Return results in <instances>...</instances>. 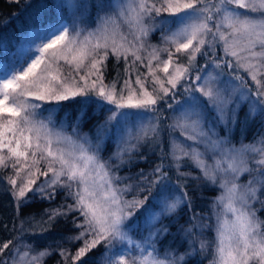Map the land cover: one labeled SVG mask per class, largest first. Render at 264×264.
I'll return each instance as SVG.
<instances>
[{
    "label": "snow or ice",
    "instance_id": "obj_1",
    "mask_svg": "<svg viewBox=\"0 0 264 264\" xmlns=\"http://www.w3.org/2000/svg\"><path fill=\"white\" fill-rule=\"evenodd\" d=\"M52 9L55 19L39 17L14 61L0 70V169H12L13 174L4 179L16 213L32 198L54 200L58 191L72 202L45 209L47 219L35 222L36 231L25 229L21 222L20 237L0 244V264H44L54 252L64 264L69 258L75 264L101 243L107 264H195L189 259L194 256L202 264L210 247L209 264H264V220L258 216L264 211V136L258 134L249 143L243 139L257 116L264 125V0H53ZM92 9L96 10L95 27H81ZM156 30L174 51L147 45ZM218 44L223 52L219 58ZM141 52L147 53L146 64ZM161 52L167 59L161 60ZM176 53L183 54L187 63L174 59ZM110 54L117 62L125 61L128 78L119 89L118 79L104 83ZM198 55L205 64L196 67ZM60 61L71 66L75 75H65ZM137 61L147 74L144 79L136 75L133 87L129 69ZM241 70L255 91L239 75ZM149 77L152 91L145 86ZM177 89L183 90L184 103L165 106L179 113L168 128L179 131L180 139L170 138L164 152L159 105L174 100ZM64 102L77 105L78 115L73 124L62 122L56 128L51 116ZM92 104L97 105L92 115L101 110L109 113L96 126L95 141L79 131ZM44 105L50 114L47 123L34 119ZM245 106L248 111L241 120ZM65 127H71V133ZM117 127L124 135L105 161L100 153ZM238 127L239 146L232 140ZM132 128H138L136 135ZM220 129L225 135H220ZM141 143L159 147L161 162L148 174L141 171L134 185L124 183L131 178L117 172L132 163L131 154ZM165 160L170 163L166 165ZM42 162L44 171L39 167ZM188 166H194L199 175L181 171ZM165 168L175 170L176 181ZM37 173L45 180L33 188L36 179L32 177L38 178ZM244 176L248 179L241 183ZM189 179L220 189L211 204V216L193 211L194 201L186 187ZM200 187L197 183L193 191ZM133 190L137 195L126 199L125 194ZM140 193L146 194L141 198ZM185 210L188 222L176 231L189 250L177 254L169 248L161 253L158 244L173 235L171 229ZM69 215L79 234L67 239L83 241L74 255L52 244L37 251L33 244L22 242L26 232L43 235ZM213 217L214 225L208 223ZM213 228L215 239L210 242L204 233ZM133 233L141 239L135 240Z\"/></svg>",
    "mask_w": 264,
    "mask_h": 264
},
{
    "label": "trees",
    "instance_id": "obj_2",
    "mask_svg": "<svg viewBox=\"0 0 264 264\" xmlns=\"http://www.w3.org/2000/svg\"><path fill=\"white\" fill-rule=\"evenodd\" d=\"M89 2H91V0H89ZM52 4L53 0H20L19 4L13 3L11 0H0V61L7 59L8 56L13 54L19 41L30 33L39 17L43 16L46 21L49 19H55ZM93 10L94 9L91 11ZM221 56H223V52L218 44L216 48V57L219 58ZM178 57H182L184 64L187 63L184 55H179ZM201 60H203L202 57L198 55L195 61L196 67L202 62ZM129 64H131V59H129ZM226 71L231 70L226 69ZM129 72L131 73V78H133L136 72V70L133 69V65H131ZM193 73H195V67L193 68ZM242 76L246 77L249 87L255 91V87L248 79V76H246V74H242ZM127 78L128 76L125 74V61L121 59L117 62L116 58L110 54L106 61V68L104 69L105 83L110 84L113 80L118 79L120 82L117 84V88L119 89L123 80ZM64 104L65 106L63 108L55 112L56 117L65 121V114L68 113V118L65 122L73 124L76 116L78 115V106L71 102H64ZM165 104L173 105L175 103L173 99H168L165 103H161V105H159L161 109L159 113L161 116L160 126L163 129L160 133V140L162 142L164 152H167L169 139L177 136L179 132L172 131L168 128V125L173 124L174 111L167 109ZM96 107V104H92L88 108L87 116L80 126V130L86 132L93 138L96 137V126L103 123L106 113V110H101L98 115H92V112L96 109ZM247 111V106L240 111L241 120H243ZM221 133H224V131L222 130ZM258 134L264 136V125L261 123L260 116H257L243 132L244 142L253 141L254 137ZM241 138L242 133L238 127L232 136V139L234 141H240ZM105 151L109 153V156L112 151H114L112 134L110 135V139H108L105 143ZM161 155L162 153L160 148L154 143H141L138 150L131 154L132 163L121 167L118 170V175L120 177L131 178L127 179V183L129 182V184L134 185L137 182L138 175L141 171L148 174L156 164L161 162ZM141 156L146 157V159L142 160ZM125 159H129V157L126 156ZM164 163L167 165L170 161L165 160ZM165 170L168 171L172 181L177 180L178 177L176 176L174 169L169 170L168 168H165ZM181 171L191 172L194 176L199 175V172L194 166L182 167ZM8 176L9 173L6 169H0V244L13 239L14 236L20 237L18 229L21 227V222H24L22 226L25 229L36 231L37 227L35 222L40 221L42 218L47 219L46 216H43L45 209H54L62 204L72 202L71 200H65V193L63 191H58L54 200L46 201L39 198H32V202L30 204L22 208L19 213H16L13 199L7 191V183L4 179ZM197 183H199L201 187L198 190L193 191ZM186 187L189 195L194 201L193 211L211 216V204L218 193V187L204 186L203 181H192L191 179L187 181ZM133 191L135 194L136 191ZM145 194L146 193H140L139 195L142 198ZM31 196L32 195L29 197ZM260 215L262 220H264V211H260ZM187 222L188 214L185 210L184 212H181V219L179 220V223L171 229L173 235L167 236L158 244L161 250L165 251L166 249L171 248L175 250L177 254L184 253L189 250V246L183 239L182 234H178L176 231L180 225H186ZM164 223H168V221L165 220ZM208 223L214 225V220L212 219L208 221ZM5 225H7V228H5ZM13 225L16 227L13 228ZM78 233L79 230L74 227L72 215H69L68 217L58 219L52 226L51 230L43 235L33 236L31 235V231H29L21 237V240L26 243L33 244L35 250L37 251L47 248L49 244H52L53 248L59 247L67 249L70 254L74 255L77 249L82 245V242H69L67 238H70ZM214 237V228L205 231L204 238L212 242ZM13 243H16V241L13 240ZM103 250L104 247L100 244L96 248L89 251L85 257L81 258V261H76L75 264H98ZM7 255L8 253L6 252L5 256ZM189 259L195 261V264H200V257L194 256ZM44 264H64V262L59 253L54 252L51 256L44 260ZM67 264H73L70 258ZM202 264H208L206 257L202 258Z\"/></svg>",
    "mask_w": 264,
    "mask_h": 264
},
{
    "label": "rangeland",
    "instance_id": "obj_3",
    "mask_svg": "<svg viewBox=\"0 0 264 264\" xmlns=\"http://www.w3.org/2000/svg\"><path fill=\"white\" fill-rule=\"evenodd\" d=\"M212 2H215V0H212ZM64 15H65V17L67 18L68 22L71 23V19H72L71 16H69V14H68L67 12H65ZM95 16H96V10H95V9H94L93 11H91V16H89V15L86 13V14H85V18H84V20H83V22L81 23L80 26L83 27V28H92V27H95V23H94ZM129 38H131V37H129ZM28 39H29V34H27L24 38H22V39L19 41V43L17 44L16 49L14 50V52H13L12 55L8 56L7 59H4V60L0 61V70H3V66H4L5 64H11V63L14 61L16 55L19 53V49H20L21 45H24ZM147 45H155L158 49H162V48H164V47H168L169 49H171V50L174 51V48L172 47V45H166V44H165L164 40L162 39L161 32H160L159 30L154 31V32H153V33L147 38ZM140 55L144 58V60H145V64H146V63H147V53H146V52H141ZM179 55H180V56H183V54L176 53V54L174 55V59H176ZM160 58H161V60L167 59V54L164 53V52H161V53H160ZM129 59H132L131 56H129ZM202 59H203V60H201L202 62H201L199 65H197V67L202 66V65L205 64V59H204V58H202ZM178 62L181 63V64H184V63H183V60H182V57H179ZM155 64H156V62L153 61V67H155ZM59 67H60L61 71H62L65 75H67L69 72H72V74L75 75V72H73L72 67L69 66L68 64H66L64 61H60ZM133 69H135L136 72H135V75L133 76V78H131V79H132V81H133V87H136V85H135V83H134L135 78H136V75L139 74V75L141 76V79H144V76L147 74V68H146L144 65L140 64L139 61H137L136 64L133 65ZM170 71H171V68H170ZM80 74L83 75V71H81ZM242 74H246V73L243 72V71H240L239 75L242 76ZM157 75L160 76L161 79L164 78V74H163L162 72H157ZM194 75H195V73H193V76H194ZM246 76H247V74H246ZM242 77H243V76H242ZM243 78L246 80V77H243ZM248 79H249V78H248ZM104 83H105V81H104ZM105 84H106V83H105ZM145 86L149 89V91H152V87H153V86H152V84H151V77L148 78V81H146ZM185 98H186V96H185V94L183 93V90H182V89H177V94H176L175 99H174V103H175V104H173V106L176 107L178 104H183ZM47 107H48V105H44L42 108L37 109L36 112H35V114H34V119L37 120V121H44L45 123H47V122H48V119H49V115H50L49 112H48L47 110H45ZM178 114H179L178 112H174L173 123H174V121H175V119H176V116H177ZM107 115H109V113L106 111V113H105V118H106ZM149 118H150V117H149ZM51 120L53 121V126L56 127V128H59V127L61 126L62 122L68 124L67 122H65V121H63V120L58 119V118L56 117V114H55V113L52 114V116H51ZM144 122L147 123L148 121L145 120ZM69 125H70V124H69ZM64 130H65L66 132H68V133H71L72 128H71V127H65ZM79 131H80L81 134H87L86 132H84V131H82V130H80V129H79ZM137 132H138V128H132V134H133V135H136ZM178 132H179V131H178ZM219 132H220V135H225L224 133H221V132H222L221 129L219 130ZM111 134H112V137H113V150H114V151H112V153H111L110 156H112V154L116 152V149H117L116 141H117L122 135H124V133L122 132V130H121L120 127H117V128H115V129L111 132ZM88 135H89V134H88ZM89 136H90V135H89ZM90 137H91V136H90ZM91 138L93 139V141H95V138H93V137H91ZM174 138H176V139H180V134L178 133L177 136H175ZM232 140H233V139H232ZM239 142H240V141H234V140H233V143L237 144V146H239ZM250 142H251V141H250ZM244 143H249V142H244ZM138 147H139V146H138ZM201 150H203V149H201ZM100 155H101L102 159H104L105 161H107L108 158L110 157V156H109V153H107V152L105 151V144H104V148H103V150L101 151ZM39 167H40V170H41V171H44V170H45V165H44L43 162L39 165ZM6 170L8 171L9 176L13 174V173H12V169L7 168ZM118 174H119V173L117 172V175H118ZM36 175L38 176V178H36V177H32V178L36 179V184L33 185V188L39 186V185L42 184V183L44 182V180H45V177L42 176V175H39V173H37ZM24 176H25V173L22 172V173H21V178H23ZM247 179H248L247 176L242 177V178H241V183L246 182ZM17 183H18V185H19V183H20V179H18ZM124 183H127V180H125ZM127 184H129V182H128ZM122 186H123V185H121V187H122ZM219 194H220V189L218 188V193H217L216 196H218ZM28 195L30 196V195H32V194H31V193H28ZM134 195H137V192H135V194H134V191H132V193H131V192L126 193V194H125V198L128 199V200H131V199L133 198ZM216 196H215V197H216ZM258 216H259L260 219L262 220V217H261V215H260V212H258ZM213 220H214V224H215V218H214V217H213ZM78 234H79V233H78ZM78 234L73 235V236H71V237H75V236H77ZM145 234H146V233H145ZM132 235H133V238H134L135 240H140V239H141V236L138 235V234L133 233ZM71 237H70V238H71ZM214 239H215V237H214ZM214 239H213V241H214ZM22 242H24V241H22ZM81 242H82V245H83V241H81ZM24 243H26V242H24ZM101 244L103 245L104 250H103V252H102V254H101V256H100L99 264H107V261H106V259L104 258V257H105V246H104L103 243H101ZM82 245H81V246H82ZM81 246H80V247H81ZM80 247H79V248H80ZM158 247H159V245H158ZM159 248H160V247H159ZM22 251H23V249H22ZM160 251H161V253L164 252V251L161 250V249H160ZM205 257L207 258V263L209 264V262L213 259V252H212L211 247L209 248V251H208V253L206 254ZM126 259H128V258L126 257Z\"/></svg>",
    "mask_w": 264,
    "mask_h": 264
}]
</instances>
